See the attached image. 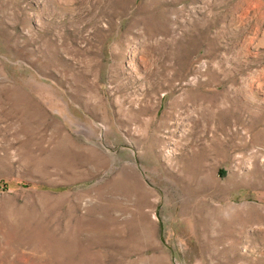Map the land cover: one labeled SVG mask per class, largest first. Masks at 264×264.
<instances>
[{
  "label": "rangeland",
  "instance_id": "374dc122",
  "mask_svg": "<svg viewBox=\"0 0 264 264\" xmlns=\"http://www.w3.org/2000/svg\"><path fill=\"white\" fill-rule=\"evenodd\" d=\"M0 264H264V0H0Z\"/></svg>",
  "mask_w": 264,
  "mask_h": 264
},
{
  "label": "bare ground",
  "instance_id": "6f19581e",
  "mask_svg": "<svg viewBox=\"0 0 264 264\" xmlns=\"http://www.w3.org/2000/svg\"><path fill=\"white\" fill-rule=\"evenodd\" d=\"M194 81H195V80H194ZM191 83H192V82H191ZM211 111H212V110H211ZM212 112H213V111H212ZM212 112H211V113H212ZM211 113H210V114H211ZM210 116H211V115H210ZM204 123H205V122H204ZM170 144L174 145V143H173V142H172V143H170ZM175 146H176V145H175ZM174 151H175V150H174V148L170 147V148H169V152H168V153L170 154V152H174Z\"/></svg>",
  "mask_w": 264,
  "mask_h": 264
}]
</instances>
